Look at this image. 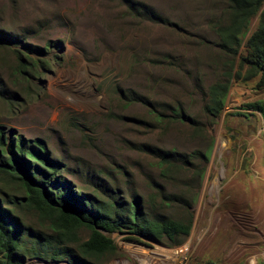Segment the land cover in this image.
<instances>
[{
    "label": "rangeland",
    "instance_id": "obj_1",
    "mask_svg": "<svg viewBox=\"0 0 264 264\" xmlns=\"http://www.w3.org/2000/svg\"><path fill=\"white\" fill-rule=\"evenodd\" d=\"M226 9L225 0H0V33L42 48L31 57L47 61L29 99L28 84L11 72L12 53L1 56L0 126L8 140L17 133L43 141L74 189L106 201L137 196L150 218L193 216L191 234L175 247L104 233L117 253L97 264H179L163 250L184 245L183 264H264V118L251 108L264 103L258 78L244 72L230 80L221 117L212 124L205 115L209 89L230 79L217 35ZM258 23L245 32L242 52ZM12 91L23 100L13 108ZM178 107L203 133L150 116ZM163 153L189 159L172 181L160 176ZM154 183L179 199L163 206ZM22 218L48 233L31 214ZM89 235L80 232L81 241ZM24 264L72 263L28 257Z\"/></svg>",
    "mask_w": 264,
    "mask_h": 264
},
{
    "label": "trees",
    "instance_id": "obj_2",
    "mask_svg": "<svg viewBox=\"0 0 264 264\" xmlns=\"http://www.w3.org/2000/svg\"><path fill=\"white\" fill-rule=\"evenodd\" d=\"M225 2L227 9L217 25V35L221 52L230 59L225 72L230 79L209 89L205 115L212 124L223 113L230 80H240L246 72V80L258 78L256 87L264 90V0ZM257 17L258 27L242 52L245 32ZM52 44L49 42L48 46ZM6 51L12 53L14 60L10 63L13 77L18 83L28 84V96L32 98L35 94L32 81L47 61L31 56L41 55L43 49L28 44L25 38L4 31L0 33V60ZM11 93L13 96L8 100V105L13 108L23 100L16 91ZM251 108L264 118V103L252 104ZM170 113L168 116L151 110L150 116L157 124L169 120L189 124L195 129V135L203 133L199 122L181 107L172 109ZM196 155L203 154L196 153L193 157ZM174 156L176 153H163L160 156V176L165 180H171L170 177L178 172L181 168L179 163H189V159L183 161ZM63 168L51 158L43 141H29L17 133L8 140L5 129L0 126V264H24L28 257L53 261L67 258L72 264H97L117 253L116 244L104 233L126 231L133 242L153 238L162 243L166 239L171 242L170 247L180 245L191 234L193 216L188 210V218H150L141 198L134 196L130 201L116 198L101 200L84 190L74 189L71 183L64 181L61 175ZM154 185L160 190V203L163 206L179 199L172 193L162 192L160 185ZM149 197L153 201L157 196L153 194ZM25 214L34 216L41 227L46 225L48 233L36 232L28 226L22 218ZM83 230L90 232L85 241L80 238Z\"/></svg>",
    "mask_w": 264,
    "mask_h": 264
},
{
    "label": "built area",
    "instance_id": "obj_3",
    "mask_svg": "<svg viewBox=\"0 0 264 264\" xmlns=\"http://www.w3.org/2000/svg\"><path fill=\"white\" fill-rule=\"evenodd\" d=\"M189 247L188 245H184L180 248H174L172 250H163L165 253V258H175L179 264H183L185 261H188V254H189ZM170 255V256H169Z\"/></svg>",
    "mask_w": 264,
    "mask_h": 264
}]
</instances>
